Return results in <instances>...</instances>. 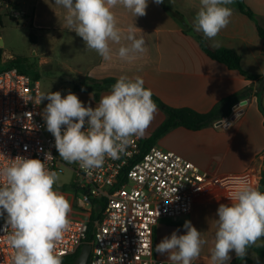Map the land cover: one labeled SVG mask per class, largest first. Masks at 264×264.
<instances>
[{"label":"clouds","instance_id":"9594fccd","mask_svg":"<svg viewBox=\"0 0 264 264\" xmlns=\"http://www.w3.org/2000/svg\"><path fill=\"white\" fill-rule=\"evenodd\" d=\"M157 5L164 0H153ZM234 0H200L193 26L208 39H214L230 23ZM66 10V26L81 37L87 49L104 60L111 58L110 42L119 44L122 30L117 27L112 9L122 5L135 17L145 16L148 0H55ZM137 27L129 26L117 55L133 60L144 53L145 40L135 35ZM144 80L121 75L111 91L95 107L85 106L79 97L60 91L42 94L47 100L41 115L46 130L55 139L59 157L77 163L91 175L103 166L106 158L117 159L134 136H143L158 112L153 92ZM45 159L17 156L0 168V218L11 232L8 243L13 248L12 264H62L56 245L70 227V201L56 190L59 173L50 170ZM230 203H221L216 212V230L210 250L211 264H230L232 254L244 260L248 249L264 239V192L246 179L237 178ZM185 234L173 231L155 245V251L166 255L170 264H193L205 244L200 231L185 221Z\"/></svg>","mask_w":264,"mask_h":264},{"label":"crops","instance_id":"0c3cea01","mask_svg":"<svg viewBox=\"0 0 264 264\" xmlns=\"http://www.w3.org/2000/svg\"><path fill=\"white\" fill-rule=\"evenodd\" d=\"M46 1L43 5L37 1L30 16L32 27L46 34L50 53L56 56L57 49L65 50L66 45L69 49L83 45V39L65 24L66 10L57 5L55 0ZM239 2L253 13L257 23L264 28V0H234L228 5L232 9L230 23L214 39H208L194 29L193 21L200 8V0H164L173 11L180 14L183 26L153 0H148L147 14L143 17L134 18L122 5H117L112 11L117 27L124 31L119 44L110 42L111 58L104 60L94 50H88L84 64L78 63L73 69L84 67V71L76 69L77 73L83 79L87 77L97 81L118 79L121 75L130 78L139 76L144 80V86L151 89L165 105L190 109L199 114L210 112L226 97L248 90L247 96L236 103H241L237 110H233L236 104L232 107L228 118H222L197 131L174 128L162 136L156 146L183 157L201 171L211 174L231 175L250 170L255 176V187L260 184L264 192V118L255 96L257 83L211 60L192 37V34L202 36L215 49L236 51L245 71L264 75V41L258 36L254 22L239 11ZM133 25L137 27V38L143 37L145 40L146 51L133 60H123L116 53L120 46L130 45V41L123 37L126 29ZM185 30L189 32L185 33ZM35 38L34 44L37 45L38 38ZM4 62L9 61L1 57V63ZM110 91L111 88L103 90L98 102L94 101L92 92L77 91L74 94L86 107H95L100 98ZM260 103L264 107V93ZM235 112L239 114L231 120ZM165 118L158 108L145 134L137 137L142 140L148 138ZM218 122L222 124L218 125ZM228 198L218 190H210L194 202L190 214L176 220L160 219L153 234L154 258L168 261L166 255L155 251V245L173 231L179 230L178 235L185 234L183 225L185 221H191L201 232L202 238L208 241L193 264H211L210 250L214 243L216 212L219 204L230 203ZM254 246L264 248V239L258 240ZM234 259L237 257L233 253L231 262ZM257 259L260 257L248 249L247 257L239 259L237 264H256Z\"/></svg>","mask_w":264,"mask_h":264},{"label":"built area","instance_id":"2783aa9c","mask_svg":"<svg viewBox=\"0 0 264 264\" xmlns=\"http://www.w3.org/2000/svg\"><path fill=\"white\" fill-rule=\"evenodd\" d=\"M2 16L18 21L26 13L14 0H0V19ZM40 96L37 79L16 68L0 70V168L17 156L44 160L45 153H50L45 161L50 170L67 168L74 173L75 205L87 218L70 220L63 240L56 245L61 259L86 244L92 224L88 264H170L153 256L154 228L160 219L176 220L190 214L194 202L210 190L230 197L237 178L256 186L250 170L231 175L204 172L156 145L143 151V140L137 136L130 139L119 158H106L103 166L89 175L79 164L59 157L41 115ZM10 232V226L0 218V264H12Z\"/></svg>","mask_w":264,"mask_h":264},{"label":"rangeland","instance_id":"374dc122","mask_svg":"<svg viewBox=\"0 0 264 264\" xmlns=\"http://www.w3.org/2000/svg\"><path fill=\"white\" fill-rule=\"evenodd\" d=\"M37 1L42 5L47 2L46 0H14L17 8L26 13V17L18 21L2 16V25L0 27L1 57L6 61H11L12 59L23 60L18 66L30 76L37 75L41 86V95L49 93L50 91H60L62 96H66L69 91L72 92L75 84L84 80L77 73V70L84 71L85 68L77 67V70L73 68L78 63L80 64L82 62L84 64L83 60L90 49H87L85 44L80 46L76 45V47L71 49L66 45L65 50L63 48L57 49L56 56H53L49 50L46 34L44 32L39 33L38 30L36 31L30 22L31 12ZM30 34H34L38 38L37 45L29 41ZM7 63L0 62V70ZM47 103V100L41 102L43 109ZM58 173L60 179L56 190L63 193L70 201L71 213L69 219L73 221L86 219L87 215L75 205V192L72 188V183L75 179L74 173L67 168H63ZM255 263L264 264V259H257Z\"/></svg>","mask_w":264,"mask_h":264},{"label":"trees","instance_id":"16d2710c","mask_svg":"<svg viewBox=\"0 0 264 264\" xmlns=\"http://www.w3.org/2000/svg\"><path fill=\"white\" fill-rule=\"evenodd\" d=\"M161 7L165 12L171 15L177 22H179L181 26H183L182 21L180 19V14L178 12L173 11L171 7L166 3H162ZM238 9L242 14H244L254 22L258 36L264 41V28L257 23V20L253 15V13L249 11L246 8V6L240 2L238 3ZM1 22L2 21L0 19V25ZM30 22H31V16H30ZM188 32H189L188 30H185V33ZM192 37L197 41L202 52L211 60L225 65L230 70L238 71V73L241 76L245 77L248 80L256 81L257 87H256L255 96L258 100L259 110L261 111L264 118V107L260 103V98L264 93V75H255L245 71L241 66V57L236 51L228 48L215 49L212 48L202 36L192 34ZM29 41L33 44L36 42V38L34 34L29 35ZM0 62H1V52H0ZM21 62H23V60L12 59L7 63L5 67L2 68V70L16 68L20 73L29 75L25 70H23L18 66V64ZM31 77L38 80L37 75ZM116 80L117 79L106 78L97 81L86 77L84 78L83 81H79L77 84L74 85L72 89V93H75L77 91L92 92L94 101L98 102L100 93L103 90L111 88L112 85L116 82ZM247 94H248V90H245L243 92L236 93L229 97H226L222 99L217 105L213 107V109L210 112L206 114H199L190 109H185V108L179 109V108L169 107L165 105L157 96L153 94L152 99L157 104L158 108L165 114L166 118L165 121L148 138L143 140V145H142L143 151H146L152 146L156 145L157 141L162 136H164L166 133H168L170 130L174 128L183 127L187 130L197 131L204 127L212 125L213 123L221 120L222 118L225 117L228 118L231 115L232 107L240 100H243L247 96ZM257 188L263 192L262 186L260 184L257 185ZM91 233H92V224L88 226L86 244H89L91 242L92 239ZM249 249L253 250L260 258L264 259V248L252 245ZM79 254H80V248L77 250V252L74 255L62 259V264H75V261L79 256ZM238 260L239 258L234 259L230 264H237Z\"/></svg>","mask_w":264,"mask_h":264},{"label":"water","instance_id":"95a60500","mask_svg":"<svg viewBox=\"0 0 264 264\" xmlns=\"http://www.w3.org/2000/svg\"><path fill=\"white\" fill-rule=\"evenodd\" d=\"M1 44V43H0ZM244 103V101L242 102ZM241 104V103H240ZM240 104H236L233 107V110L236 111L237 108L240 106ZM239 113L235 112L232 116H231V120L234 119L236 117V115H238ZM218 125L222 124V122H218ZM90 250H91V246L89 244H83L80 248V254L77 257L75 264H88V258H89V254H90Z\"/></svg>","mask_w":264,"mask_h":264}]
</instances>
